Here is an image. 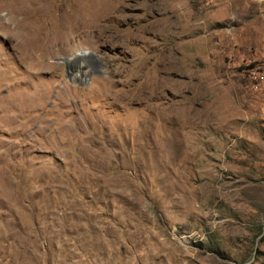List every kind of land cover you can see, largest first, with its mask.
<instances>
[{"label": "rangeland", "instance_id": "374dc122", "mask_svg": "<svg viewBox=\"0 0 264 264\" xmlns=\"http://www.w3.org/2000/svg\"><path fill=\"white\" fill-rule=\"evenodd\" d=\"M8 4L0 264H264V0Z\"/></svg>", "mask_w": 264, "mask_h": 264}, {"label": "bare ground", "instance_id": "6f19581e", "mask_svg": "<svg viewBox=\"0 0 264 264\" xmlns=\"http://www.w3.org/2000/svg\"><path fill=\"white\" fill-rule=\"evenodd\" d=\"M10 2V0H0V11L4 8H8L10 5L8 4ZM26 8V7H25ZM16 12V11H15ZM21 12V11H20ZM27 12V11H26ZM29 12V11H28ZM1 24V23H0ZM6 33L9 32L11 30V28H9L8 26H4ZM4 28H1L4 29ZM17 35H19L20 33L16 32ZM22 42H25L24 38L22 39ZM27 43V42H26ZM28 46L32 45L31 42H29V44L27 43ZM82 58L86 59V58H92L93 54L90 52H83L82 53Z\"/></svg>", "mask_w": 264, "mask_h": 264}, {"label": "water", "instance_id": "95a60500", "mask_svg": "<svg viewBox=\"0 0 264 264\" xmlns=\"http://www.w3.org/2000/svg\"><path fill=\"white\" fill-rule=\"evenodd\" d=\"M90 53H92V52H90ZM92 54H93V57L91 59V64L96 66L97 65V57H96L95 53H92ZM73 60H74V57L71 60H66L65 62H66V64H69V65L79 63V62H74Z\"/></svg>", "mask_w": 264, "mask_h": 264}]
</instances>
